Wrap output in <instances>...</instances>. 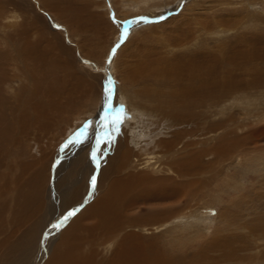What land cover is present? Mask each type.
I'll return each mask as SVG.
<instances>
[{"label":"rangeland","instance_id":"rangeland-1","mask_svg":"<svg viewBox=\"0 0 264 264\" xmlns=\"http://www.w3.org/2000/svg\"><path fill=\"white\" fill-rule=\"evenodd\" d=\"M0 10L5 12L0 18V46L2 49L5 48L8 59L4 58L2 61L8 64L7 75L13 76L8 79L9 81H5L3 95L13 99L18 92L17 87L22 83H27L28 90L33 87L32 82H29L22 73L23 65L16 52L7 45V38L20 30L24 31L26 40L35 43L42 56L49 58L46 61L47 66L43 64L45 60H42L39 70H36L40 80L39 92L48 96L50 100L63 102L69 110L61 113L60 118L57 117L59 113L53 116L51 120L55 124L52 128H46L41 133L38 129H35V133L29 131L32 139H29L30 142L27 140L29 143L25 141L24 144L26 149L24 160L37 162L36 166L25 172L26 176L28 174L27 183L29 175H35L38 179L45 176L41 177L37 191L40 193L42 190V196L37 195V200L34 199V206L37 209L43 205L42 212L38 213L36 218L24 219L22 224L12 223L11 227L15 231L8 229L10 234H15L17 229L16 236L12 237V244L17 245L20 252L32 247L27 252L29 255L24 261L26 264H32L39 257L47 237H51L49 245L54 247L73 216L83 209L80 206L67 221L63 220L62 205L54 195L57 182L64 180L69 188L75 184L86 186L95 172L99 176L102 171L100 169L118 150L120 152L127 147L131 148L132 160H137L138 157L139 162H142L148 153L150 155L153 153L151 156L157 161L156 166L161 164L159 167L146 168L136 161H131L132 173L143 171L152 177H172L173 180H179L180 177L175 173H168L170 165L167 159L171 155L167 154V150L165 152V148L159 150L162 145L157 150L160 151L159 155L163 156L157 155L156 148L155 151L151 146L154 141L157 144H162L160 141H171L175 151L178 149L177 154L182 155L191 147L194 150L210 149L225 138L249 133L251 138L248 139L247 143L250 144H247V148L252 151L247 149L244 152L246 154L240 155L241 162L253 163L257 162L256 157L261 160L264 158V134H259L264 131V75L258 81L255 79V74L264 73L262 72L264 69L256 71L258 64L259 67H264V62L260 58H256L259 60L257 62L255 58L251 60L248 58L240 63L244 69L246 66L242 73L236 69L237 63L229 64L228 67L235 72L234 76L237 77L239 84L230 89L227 97L214 100L212 106L208 105L211 101H206L208 103L202 105L196 103L193 105L194 108L190 105L184 110L171 107L174 104L170 105L169 102L174 100L180 87L190 78L178 72L179 66L189 64L193 60V63H197L209 58L210 54V58L214 59L213 56H216L223 60L231 49L245 48L251 42L257 41L255 39L264 37V0H0ZM137 15L162 18L147 22L127 21L128 18ZM118 44L119 47H116ZM109 80L112 81L111 84ZM109 88L110 96L105 91ZM44 99L48 100L45 96ZM115 120H120L121 123L113 125L112 121ZM221 122L223 124H219ZM80 132L86 133L87 139L81 138L82 143L68 144V147H64L69 139H77V133ZM192 132L193 135H190ZM183 133L187 135L183 136ZM252 134L256 135V138L252 137ZM173 136L174 138H171ZM98 139L110 140L111 143L102 142L97 145ZM256 140L258 142L254 145L253 142ZM149 141L150 144L147 145L146 142ZM185 143H190V146ZM183 144L186 145L185 148ZM256 146L259 147L255 148ZM94 150L96 162L92 158ZM43 155L45 156L42 157ZM217 158L212 150L211 156L204 155L203 163L213 161L218 163ZM39 160L41 163H38ZM228 162L229 159L221 162L222 164H215L218 168L226 166L224 171L228 170V181L225 185L228 186V193L226 188L224 191L221 190L222 182L218 184L214 181L211 192L215 197L217 193L221 201L203 209L201 216H204L199 219L205 222L203 225L194 222L192 227L187 228L188 230H183L188 240L187 237L181 238L182 236L174 231L172 235L175 236L173 238L175 242L190 241L189 247H195L194 242L212 237L213 228L224 225L217 222L225 207L236 211L229 213L232 220L236 218L239 223L245 219L249 222L255 221L250 224V230H262L256 223L264 222V172L252 170V167L249 170L238 169ZM258 165L264 167V162ZM17 169L19 170V167ZM42 170L45 172L41 173ZM239 176L243 178L240 193L230 187L238 186ZM24 178L23 176L22 179ZM104 182L101 187L95 189V192L101 194L102 190L106 189L108 182ZM39 185L32 186L37 189ZM11 187L15 188V184L13 183ZM24 187L26 192L30 186ZM220 191L222 194L219 196ZM14 197L17 201L22 198L21 195L17 196L14 190V195L4 199L10 208L16 211L19 207L14 205L16 204ZM22 200L28 206L33 205L26 196ZM87 201L88 197L85 202ZM75 204L77 202H74L73 206ZM237 208L246 213L243 214L242 220L236 215ZM146 211H148L146 208L137 209L141 214H145ZM188 212L190 209L166 222L147 224L142 229L135 227L133 231L145 238L168 233L177 222L188 215ZM56 222H63L62 226L54 234L47 236V230ZM237 232L245 235V238L249 235L248 230ZM24 234L28 239L21 246L17 237ZM3 237L4 235H0V238ZM111 242L112 240H109L104 245L99 242L94 247L87 249L85 247L84 251L89 252L90 249L95 251L97 254L95 262L103 264L112 258L117 249L113 244L110 250L105 248L109 247ZM235 244L239 254L233 256L230 261L225 259L229 264H264V246L261 243H253V247L244 246L243 243ZM214 254L219 255L220 252L216 251ZM238 258L240 259L237 260ZM219 264L223 263L220 261Z\"/></svg>","mask_w":264,"mask_h":264},{"label":"bare ground","instance_id":"bare-ground-1","mask_svg":"<svg viewBox=\"0 0 264 264\" xmlns=\"http://www.w3.org/2000/svg\"><path fill=\"white\" fill-rule=\"evenodd\" d=\"M4 15L5 12L0 10V18ZM24 34V31L20 30L14 35L9 34L10 37L7 38V45L10 46V48L12 47L16 52V55L23 65L22 73L29 82H32L33 87L30 84L32 89L28 90L27 83L19 85L17 87L18 92H16V96L13 98L14 101L10 99V97L7 96L6 98L3 95L5 81L13 76L7 75L8 64L2 61L4 58L8 60L7 54L4 51L5 48L2 49L0 46V235H4L3 238H0V264H26L24 261L29 255H27V252L32 247H27V251L23 249L22 252H20L17 245L12 244V237L14 238L16 236L17 229L15 234H10V230L8 231V229L11 228V230L15 231L11 227L12 223L15 225L18 223L22 224L24 219L30 217L32 219L33 217L36 218L35 216H38L42 212L43 205L37 209V207L34 206V199L37 200V195L40 197L42 196V190L40 193L37 191L40 187L39 181L41 177L45 178V176H41L38 179L35 175H29L30 178L28 183V178H26L28 176V174L26 176L27 169L29 170L37 165L36 160L32 162L24 160V154L26 153L25 141L32 139L29 131L30 133H35V129H38L41 133V131H45L46 128L50 129L55 124L51 119L56 113H59L57 117L60 118L62 115L61 113L69 111L68 107L66 105L64 106L63 102L50 100L48 96L39 92L40 80L36 70H39L42 60H45L43 64L45 63V66H47L48 62L46 61L49 58L42 56V52L37 49L35 43L26 40L25 38L27 36ZM255 40L257 41H254V43L251 42L250 45L247 44L248 46H244L245 48L231 49L229 53H226L227 56L223 60L213 55L214 59L210 58L211 54L208 51L210 54L209 58L203 57L205 59L197 61V63H193V60V62L191 61L189 64H183L181 67L179 66L178 68L180 71L178 72H180L182 76L184 74V76L190 78H188V82L180 87L179 92L174 96V100L169 101L171 102L170 105L174 104V106L171 107L186 110L190 105L194 108L193 105L196 103L202 105L208 103L206 101H211L208 104L211 105L214 103V100L227 97L228 93L231 91L230 89L239 84L236 79L237 77L234 76L235 72H233L232 68L228 67L229 64L237 63L236 69L242 73L245 71L246 66H244V69L240 66V63L246 61L248 58H250L249 60L260 58L264 62V37ZM257 61L259 60H256V62ZM51 62H53L52 59ZM252 63H254V61ZM49 65H51V63ZM258 65L256 71H262L261 69H264V67H259ZM262 72H264V70ZM255 75V79L258 81L264 73L258 72ZM44 96L47 97L48 100L44 99ZM219 124L223 123L221 122ZM113 128L115 127L113 126ZM178 130L179 129H177V131ZM113 131L115 132V130ZM193 133L194 132L190 135H193ZM184 134L187 135L186 133L182 135L184 136ZM259 134H264V131ZM174 136L171 138H174ZM255 136L256 135L252 134V137ZM212 138H214V136ZM249 138H251L249 133H245V135L239 137L233 136L229 139L225 138V140L217 143L213 148L194 150L191 149V147V150L188 149L182 155L177 154L178 149L175 151V146L171 141H160L162 144H157L155 141L154 144L151 143L154 150L155 148L157 150V148L162 145L159 150L165 148V152L168 151L167 154L171 155L168 158L169 160L167 159V161H169L168 165H170L168 173L177 174L180 177L179 180H173L172 177H152L151 174L143 171L135 174L132 173L133 165L131 161H136L137 164L152 168L159 167L161 164L156 166L157 161L153 160L154 156H151L153 153H151V155L148 153L147 156L144 155L145 158L142 159V162H139L140 159L138 160V157L137 160H132L133 151L129 147L124 151L119 152L118 150V152H115L116 154L111 155L105 166L100 169V171H102L99 173V176H97V172H95L88 180L86 186L83 184H75L69 188L64 180H60L57 182V185H55L56 190L54 195L62 205L64 211L62 216L65 217L73 209L77 210L80 206L81 208L83 207V209L79 211L75 217L73 216L68 227L64 229L60 240L56 242L54 247H50L49 245L51 243L49 241L51 237L45 238L46 240L43 243V247H41V255L39 254V257H37L32 264H98L95 262L97 256L95 251L90 249V251L87 252L84 251V249L85 247L86 249L87 247H94L99 242L104 245L108 243L109 240H112V242L111 244L109 243V247L105 246V248L110 250L113 244L116 245L117 249L112 254V258L103 264H210L211 262L219 264L220 261L223 264H229L225 259L230 261L233 256L239 254L237 253L238 247H235V243H243L244 246L249 245V247H253V243H261L264 246V222H261V224L256 223L262 230H250V224L255 221L249 222L245 219L243 222V214L246 213L239 211L238 208L236 215H239L242 221L239 223L236 218L232 220L229 217V213L232 214V212L236 211L230 207H225L222 211L223 213L219 215V221L217 223H223L224 225L215 226L213 228V236H206L207 238L204 240L194 242L195 247H189L191 244L190 241L186 243L175 242L173 240L175 236L172 235L173 232L176 231L178 235L182 236L181 238L187 237L188 240V236L184 234L183 230L192 227V223L194 222L203 225L205 222L199 220L204 216H201L203 209L205 207H210V205L213 206L215 203H218L217 201H221V197L218 198L217 193H215L216 197L213 196L211 185L214 181L218 182V184L222 182L223 186H221V190L224 191L226 188L227 191L228 186L225 185L228 181V170L226 169L227 171H224L226 166L218 168L215 164L224 163L229 159L230 162L228 163L238 167V169L242 168L244 170H249L250 167H252V170L255 169L264 172V167H259L258 165L264 162V158L261 160L256 157L257 162L252 161L253 163L250 161L241 162L240 155L248 149L247 144L250 143L247 142ZM259 139L260 138H257V140ZM257 140L253 142L254 145L257 144ZM146 144L149 145L150 141L146 142ZM185 144H189L190 146V143ZM184 146L186 145L183 144V147ZM258 147L259 146H256L255 148ZM212 150L218 157V163H216L217 161L207 164L203 163L204 155L211 156ZM248 150L252 151L250 149ZM159 152L160 151L157 150V155H159ZM44 156L45 155L42 157ZM96 161L97 159L94 160V162ZM38 163H41V161L39 160ZM17 167H19V170ZM18 171L20 173H18ZM44 172L45 170H42L41 173ZM23 173L25 174L23 175ZM213 174H215L214 177ZM23 176L25 177L24 179H22ZM261 176H263V174H261ZM216 177H218V179ZM93 178H95L96 187L92 185ZM242 179V176H239L238 186H230L235 189L234 191L237 190L238 193L242 190ZM24 180H26V183L23 182ZM104 181L108 182L106 189L102 190L101 194L95 192V189ZM13 183L15 184V188L11 187ZM31 184L39 186L36 189V187ZM24 185L30 186L26 192L23 189L26 187H24ZM43 185L44 184H41V186ZM10 188L15 190L17 196L21 195L22 198L26 196L33 205L28 206L22 198L20 201H17L14 197L16 203L14 205H17L19 210L13 211L4 199V197L14 195V190L11 189L10 191ZM226 193H228V191ZM5 194L7 195L5 196ZM221 194V191L218 192L219 196ZM260 194L262 195V193ZM87 197L88 201L85 202ZM72 202H77V204L73 206ZM142 208H146L148 211H146L145 214L138 213L137 209L140 210ZM188 209H190L188 215L177 222L173 226V230L168 231V233H161V235H157L156 237L145 238L133 231L135 227L142 229L147 224L166 222L170 218H174ZM76 212L77 211H75V213ZM189 214L191 216H189ZM7 219L9 220L7 221ZM53 225L54 223L47 230V236L56 232L57 229L53 228ZM17 227L20 226L17 225ZM17 227L15 226V228ZM239 230H243V232L244 230H248L249 235L245 238V235L237 232ZM253 234H257L258 236ZM18 236V243L22 246L28 238L25 234L22 237L20 235ZM249 238L250 242L248 243ZM216 251H219L220 254L215 255L214 253H216ZM242 260H244V257H242Z\"/></svg>","mask_w":264,"mask_h":264},{"label":"snow or ice","instance_id":"snow-or-ice-1","mask_svg":"<svg viewBox=\"0 0 264 264\" xmlns=\"http://www.w3.org/2000/svg\"><path fill=\"white\" fill-rule=\"evenodd\" d=\"M140 19H141V20H145L146 17H141ZM136 22H138V21H136ZM116 47H119V44H118ZM110 62H111V61H109V63H110ZM111 83H112V81L109 80V84H111ZM105 91L108 93L109 96L111 95V89H110V88H109V89H105ZM119 123H121L120 120L112 121V124H113V125H117V124H119ZM86 127H87V126H86ZM81 138H82V139H87V135H86V133H84V132L77 133V139H75V140L69 139L68 143H66V144L64 145V147H68V144H80V143H82V139H81ZM102 142L111 143L110 140H108V141H102L101 139H98V140H97V145H99V144L102 143ZM92 158H93V160L96 159V152H95V150L93 151ZM95 183H96L95 178H93V180H92V185H93V187H95ZM75 211H76V210L73 209L71 212L68 213V215H66V216L63 218V220H64V221H67L68 218H69L70 216H72V215L75 214ZM61 226H62V223H61V222H58V223L54 224L52 227L58 230Z\"/></svg>","mask_w":264,"mask_h":264},{"label":"water","instance_id":"water-1","mask_svg":"<svg viewBox=\"0 0 264 264\" xmlns=\"http://www.w3.org/2000/svg\"><path fill=\"white\" fill-rule=\"evenodd\" d=\"M141 17H146V19L145 20H141L140 19ZM159 18H162V16L150 17V16H145V15H137V16H133V17L128 18L127 21L147 22V21L158 20ZM123 31H124V28H123ZM124 33H125V31L122 32V34H124Z\"/></svg>","mask_w":264,"mask_h":264}]
</instances>
